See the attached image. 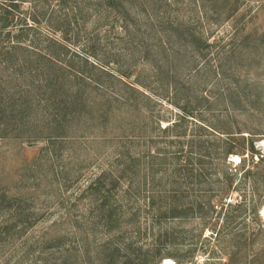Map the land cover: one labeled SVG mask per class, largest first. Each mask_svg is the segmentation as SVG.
I'll list each match as a JSON object with an SVG mask.
<instances>
[{
  "label": "rangeland",
  "instance_id": "1",
  "mask_svg": "<svg viewBox=\"0 0 264 264\" xmlns=\"http://www.w3.org/2000/svg\"><path fill=\"white\" fill-rule=\"evenodd\" d=\"M2 56L0 264H264V0H0Z\"/></svg>",
  "mask_w": 264,
  "mask_h": 264
},
{
  "label": "trees",
  "instance_id": "2",
  "mask_svg": "<svg viewBox=\"0 0 264 264\" xmlns=\"http://www.w3.org/2000/svg\"><path fill=\"white\" fill-rule=\"evenodd\" d=\"M43 58H45L46 60H49L52 64H54V58L51 57V55H43L42 56ZM0 61H2L3 63L6 62L5 60H7V57L5 56H2L0 57ZM58 63V62H57ZM30 67H34L33 69H31L28 74H30V72L32 73V75H35L36 76H40L42 78V80L44 81H48V85H53L56 87V84L57 83H62V81H58V79H56V72H52V71H49L47 68H43V67H40L38 64L35 65V66H30ZM34 71V72H32ZM81 76H83L82 74H80ZM83 78H87V77H84ZM81 89V87H80ZM81 91V90H79ZM171 205L174 206V202H171Z\"/></svg>",
  "mask_w": 264,
  "mask_h": 264
},
{
  "label": "bare ground",
  "instance_id": "3",
  "mask_svg": "<svg viewBox=\"0 0 264 264\" xmlns=\"http://www.w3.org/2000/svg\"><path fill=\"white\" fill-rule=\"evenodd\" d=\"M261 215L264 218V208L261 209ZM165 262H166L165 264L171 263V261L169 259H165Z\"/></svg>",
  "mask_w": 264,
  "mask_h": 264
}]
</instances>
